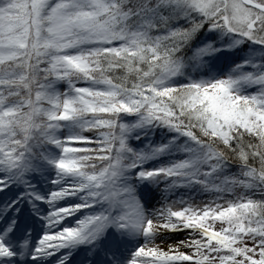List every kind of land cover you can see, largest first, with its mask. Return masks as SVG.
<instances>
[{
    "label": "snow or ice",
    "instance_id": "obj_1",
    "mask_svg": "<svg viewBox=\"0 0 264 264\" xmlns=\"http://www.w3.org/2000/svg\"><path fill=\"white\" fill-rule=\"evenodd\" d=\"M0 264H264V0H0Z\"/></svg>",
    "mask_w": 264,
    "mask_h": 264
}]
</instances>
